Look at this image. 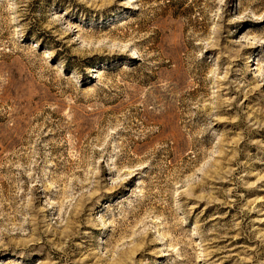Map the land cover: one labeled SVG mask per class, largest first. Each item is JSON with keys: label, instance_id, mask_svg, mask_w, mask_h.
I'll use <instances>...</instances> for the list:
<instances>
[{"label": "rangeland", "instance_id": "obj_1", "mask_svg": "<svg viewBox=\"0 0 264 264\" xmlns=\"http://www.w3.org/2000/svg\"><path fill=\"white\" fill-rule=\"evenodd\" d=\"M0 264H264V0H0Z\"/></svg>", "mask_w": 264, "mask_h": 264}]
</instances>
